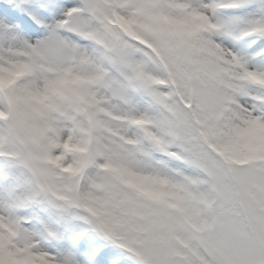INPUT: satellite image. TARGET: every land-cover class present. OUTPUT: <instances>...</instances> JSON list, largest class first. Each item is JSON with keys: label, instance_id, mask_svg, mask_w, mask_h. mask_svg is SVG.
Listing matches in <instances>:
<instances>
[{"label": "snow or ice", "instance_id": "6c2138e0", "mask_svg": "<svg viewBox=\"0 0 264 264\" xmlns=\"http://www.w3.org/2000/svg\"><path fill=\"white\" fill-rule=\"evenodd\" d=\"M0 264H264V0H0Z\"/></svg>", "mask_w": 264, "mask_h": 264}, {"label": "rangeland", "instance_id": "374dc122", "mask_svg": "<svg viewBox=\"0 0 264 264\" xmlns=\"http://www.w3.org/2000/svg\"><path fill=\"white\" fill-rule=\"evenodd\" d=\"M101 243H103V241H101Z\"/></svg>", "mask_w": 264, "mask_h": 264}]
</instances>
